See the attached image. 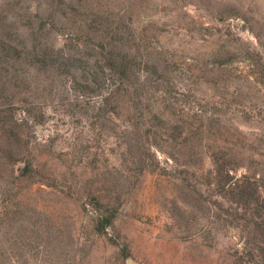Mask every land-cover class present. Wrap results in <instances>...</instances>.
Segmentation results:
<instances>
[{
  "label": "rangeland",
  "instance_id": "rangeland-1",
  "mask_svg": "<svg viewBox=\"0 0 264 264\" xmlns=\"http://www.w3.org/2000/svg\"><path fill=\"white\" fill-rule=\"evenodd\" d=\"M0 264H264V0H0Z\"/></svg>",
  "mask_w": 264,
  "mask_h": 264
}]
</instances>
